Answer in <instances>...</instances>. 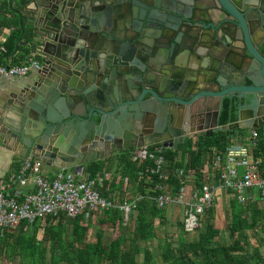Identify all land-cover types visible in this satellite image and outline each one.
Wrapping results in <instances>:
<instances>
[{
	"label": "water",
	"instance_id": "1",
	"mask_svg": "<svg viewBox=\"0 0 264 264\" xmlns=\"http://www.w3.org/2000/svg\"><path fill=\"white\" fill-rule=\"evenodd\" d=\"M20 1L42 63L30 95L9 100L24 161L78 173L123 149L264 126V0ZM226 99L237 121L221 125Z\"/></svg>",
	"mask_w": 264,
	"mask_h": 264
},
{
	"label": "trees",
	"instance_id": "2",
	"mask_svg": "<svg viewBox=\"0 0 264 264\" xmlns=\"http://www.w3.org/2000/svg\"><path fill=\"white\" fill-rule=\"evenodd\" d=\"M3 2L6 5L7 1ZM5 23L13 25L10 20ZM22 30L24 35H30L25 26ZM19 37V32L13 34L8 43L9 50ZM30 53L27 50L25 60ZM236 121V106L230 109L226 99L219 123L228 125ZM257 131L264 133L263 128ZM245 132L235 131L228 137L226 131H219L212 137H191L178 150L165 149L166 167L171 173L168 182L171 194L175 196L181 188V180L174 175L177 169L195 170V185L203 189L209 180L205 166L210 165L216 153L230 146L235 136ZM119 152L114 157L92 161L85 172L91 176L111 173V184L107 181L100 188L103 196L115 198L120 203L135 204L127 221L123 211L116 206L94 211L89 216L84 213L69 218L63 214L59 218L23 222L0 238L3 264H14L17 259L15 264H264L261 248L253 247L251 242L252 235L264 233V202L260 198L243 205L231 193L228 195L225 208L229 212L226 225L229 241L217 220L216 206L203 216L199 229L189 234L180 217L169 222V210L157 207L154 202L156 194L151 189L158 182L157 178L149 174L150 180L145 175L140 177L139 173L152 162L139 164L132 160L131 152ZM126 178L130 184L125 190ZM107 227L115 233L110 243L105 238ZM92 229L96 230L94 240ZM172 229L173 233H170ZM155 247L161 250L158 257L153 251Z\"/></svg>",
	"mask_w": 264,
	"mask_h": 264
},
{
	"label": "built area",
	"instance_id": "3",
	"mask_svg": "<svg viewBox=\"0 0 264 264\" xmlns=\"http://www.w3.org/2000/svg\"><path fill=\"white\" fill-rule=\"evenodd\" d=\"M40 68L37 54L32 53L21 65H0V77H23L32 69L37 71ZM165 149L163 145L139 147L131 151V158L139 164L152 162L139 175L147 176L148 180L149 175L157 178L158 182L151 189L156 194L153 200L157 207L183 208L182 221L187 233L199 229L203 216L216 206L220 193H227V197L231 193L243 205L257 198L264 202V133L251 130L245 144L232 143L223 152L216 153L210 165L204 168L209 180L203 189L195 185V170L177 169L174 175L181 180V188L175 196L168 190L171 173L166 167ZM45 170L42 162L27 160L18 171L0 180V238L23 222L59 218L63 214L69 218L84 213L89 216L94 211L116 206L123 211L127 221L135 208L134 203H120L115 198L103 196L100 186L107 181L111 184L109 172L91 176L84 171L74 173L63 168L48 176ZM129 184L128 178L124 179L125 190Z\"/></svg>",
	"mask_w": 264,
	"mask_h": 264
},
{
	"label": "crops",
	"instance_id": "4",
	"mask_svg": "<svg viewBox=\"0 0 264 264\" xmlns=\"http://www.w3.org/2000/svg\"><path fill=\"white\" fill-rule=\"evenodd\" d=\"M201 2L209 4L210 0H201ZM4 6V11H6L7 14H3V12H0V65H21L25 62L26 52L28 50L27 45L30 42L29 36L27 34L24 35V30H22L21 27V21L23 26H25V28H28V30L30 31V28L28 27V18L30 16V13H28L25 6L21 5L20 0H13V7L15 8V12H13L14 14L11 13V10H9V2H6V5ZM28 8H34V5L31 4L28 6ZM18 13H21L22 18H20ZM5 20H10L11 22H13V25H6ZM18 32L20 34V37L18 39H15V44L12 46V50H9L8 43L11 40L13 34H18ZM38 58L41 62L40 57ZM36 74V70L32 69L27 73V75L23 77H0V180L5 179L12 173L18 171L25 163V161L22 159L25 155L22 144L19 142L18 138L8 130V126L16 124V122H20V115L16 110L20 107V105L19 102H15L11 105L9 104V100L11 99L12 95L21 93L23 89H25V91L23 92V96H29L32 91V87H29V89L26 88L28 87V85L33 84ZM262 128L264 130V126ZM249 132L250 131H246L243 134L235 136L232 140V143L245 144ZM197 137L198 135L193 136L194 139H196ZM133 150L134 148H128L125 150L123 149L122 151L131 152ZM119 153L120 152H118L117 154L115 153L109 157H114ZM109 157H104L101 160L108 159ZM91 163L92 162H89L85 165V167L83 168L84 172L86 170V167H88ZM59 169L63 168L59 167L57 169L55 167H46L45 171L48 173V176H52ZM68 170H71L75 173L74 169ZM227 234H229V232H227ZM227 240H230V236H227ZM255 241L257 245L255 246L252 243L253 247L261 248L262 254L264 256V239H256Z\"/></svg>",
	"mask_w": 264,
	"mask_h": 264
},
{
	"label": "rangeland",
	"instance_id": "5",
	"mask_svg": "<svg viewBox=\"0 0 264 264\" xmlns=\"http://www.w3.org/2000/svg\"><path fill=\"white\" fill-rule=\"evenodd\" d=\"M224 193H220V196H219V199L217 200V220L219 222V225L222 227L223 229V233H224V236L226 235L227 237V223H228V220H229V212L226 210V206L228 204L227 202V196L224 197V195H222ZM169 212H168V218H169V222H173L175 221L178 217H180V219H182L183 217V208L182 207H179V206H171L168 208ZM96 219H94L95 221ZM173 229H174V226L172 225ZM169 229V227H168ZM173 229L171 230L170 233H173ZM177 232H180V230H177ZM95 234H96V230L95 229H92L91 230V238L92 240H94L95 238ZM114 236H115V233H113V230L110 229V227H107L106 229V232H105V238H106V241L107 243H110L113 239H114ZM229 237V235H228ZM256 239H264V233H260V235H257V236H254L252 235V238H251V242L256 246L257 243H256ZM263 244H264V241H263ZM155 252V255L158 257L159 255L158 254H161V250H159L157 247L154 248L153 250ZM263 252H264V247H263ZM3 260L0 259V264H3L2 262ZM18 259L14 262L17 263Z\"/></svg>",
	"mask_w": 264,
	"mask_h": 264
},
{
	"label": "flooded vegetation",
	"instance_id": "6",
	"mask_svg": "<svg viewBox=\"0 0 264 264\" xmlns=\"http://www.w3.org/2000/svg\"><path fill=\"white\" fill-rule=\"evenodd\" d=\"M241 106V104H239Z\"/></svg>",
	"mask_w": 264,
	"mask_h": 264
}]
</instances>
